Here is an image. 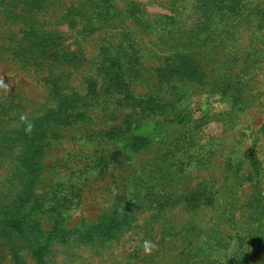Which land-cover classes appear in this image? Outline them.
Here are the masks:
<instances>
[{
	"label": "rangeland",
	"instance_id": "374dc122",
	"mask_svg": "<svg viewBox=\"0 0 264 264\" xmlns=\"http://www.w3.org/2000/svg\"><path fill=\"white\" fill-rule=\"evenodd\" d=\"M0 80V264H264V0H0Z\"/></svg>",
	"mask_w": 264,
	"mask_h": 264
},
{
	"label": "trees",
	"instance_id": "16d2710c",
	"mask_svg": "<svg viewBox=\"0 0 264 264\" xmlns=\"http://www.w3.org/2000/svg\"><path fill=\"white\" fill-rule=\"evenodd\" d=\"M103 79L106 80V82L108 81V86L113 89L114 87H117L118 85H121V78L120 75L117 74L116 69H113V73H107L106 77H103ZM87 88H88V93H91V95L96 96L98 94H100L98 92V83L97 80L93 77H90L87 80ZM127 90V89H126ZM132 96V95H131ZM127 97L134 99V100H140L135 98L134 96L130 97L127 95ZM173 109H175V106H172ZM176 116H174L175 118ZM178 117V116H177ZM75 121H79V122H84V123H90V125L94 126V118L90 115L87 114V112L83 111L81 112L79 115H77V118L75 119ZM43 132V131H42ZM43 134V133H42ZM38 149H41V146L38 147ZM115 154V152H113V155ZM112 155V156H113ZM116 156L113 157L114 161L116 160ZM98 164H103L105 165V162L108 161V159L104 158V156H101L100 159L98 158ZM112 217V218H111ZM4 227L7 229H10V231L21 235L24 233V227L22 224V221L20 219L17 218H13V217H8L6 218V220L4 221ZM120 219H118V217L116 215L110 216V218L108 219L107 222L102 223L101 225L95 227V229H93V231L88 232L87 235H92L94 233H96V229H99L98 232H101L102 230H105L106 232L113 230L114 226L119 224ZM106 234V233H103ZM46 245H40L39 249H38V253H42L45 250Z\"/></svg>",
	"mask_w": 264,
	"mask_h": 264
},
{
	"label": "clouds",
	"instance_id": "9594fccd",
	"mask_svg": "<svg viewBox=\"0 0 264 264\" xmlns=\"http://www.w3.org/2000/svg\"><path fill=\"white\" fill-rule=\"evenodd\" d=\"M0 87H6L3 84V81L2 80H0ZM20 125L23 126V130H24L25 134H27V135H31L32 132L35 129L34 122L27 116V114H24V113H21L19 115L18 123H15V122L13 123V127H17V126H20ZM151 248H152V245L150 244V242H145V244H144V250L146 252H150L151 251Z\"/></svg>",
	"mask_w": 264,
	"mask_h": 264
}]
</instances>
